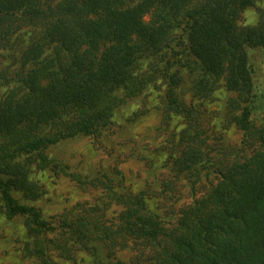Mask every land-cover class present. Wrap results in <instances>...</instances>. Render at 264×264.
Wrapping results in <instances>:
<instances>
[{"label": "trees", "instance_id": "16d2710c", "mask_svg": "<svg viewBox=\"0 0 264 264\" xmlns=\"http://www.w3.org/2000/svg\"><path fill=\"white\" fill-rule=\"evenodd\" d=\"M253 4L0 0V57L14 67L8 77L0 72V201L7 220L23 223L27 259L56 264L52 254L71 259L86 252L125 264L116 251L133 239L153 243L149 264H264V87L250 55H264V25L239 24ZM186 72L194 97H209L222 82L234 95L227 105L243 134L238 158L220 153L216 163L207 152L177 95ZM158 80L166 84L168 110L186 116L166 167L175 179L188 180L193 200L163 209L148 207L145 191L120 195L113 227L93 210L45 216L38 173L86 183L50 151L68 140L100 137ZM204 179L207 190L199 196Z\"/></svg>", "mask_w": 264, "mask_h": 264}, {"label": "rangeland", "instance_id": "374dc122", "mask_svg": "<svg viewBox=\"0 0 264 264\" xmlns=\"http://www.w3.org/2000/svg\"><path fill=\"white\" fill-rule=\"evenodd\" d=\"M239 24L264 25V0H254L253 6L242 13ZM250 55L256 67V82L259 88H263L264 55L256 50ZM152 61L146 62L144 67H149ZM9 65L0 57V72L7 77L14 70ZM4 90L0 83V99ZM165 91V82L156 81L146 96L120 110L100 137L68 140L50 151L51 156L68 164L71 171L86 183L78 184L49 172L38 173L34 179L43 187L38 205L43 208L45 216L60 217L93 210L96 211L94 217L113 227L118 223L122 209L117 205L120 195L135 196L145 191L148 207L160 205L163 209L173 206L179 209L193 200L188 180L183 177L175 179L166 167L171 152H175L179 144L186 116L168 110L164 102ZM177 93L201 129L202 137L207 141V152L213 160L217 163L220 153L227 159L238 158V150H243V134L232 121L236 112H231L227 104L234 95L223 89V82L209 97L200 99L193 96L189 73L186 72ZM205 172H202V178ZM199 184L197 195L200 196L207 190V184L205 179ZM28 241L22 221L7 220L0 201V264H37L35 258L25 257L24 246ZM117 243H124V240L117 238ZM126 243L128 247L124 250H117L118 247L114 246L118 259L125 264L150 263L153 243L133 239ZM52 255L56 264H108L106 259L100 261L86 252H76L71 259Z\"/></svg>", "mask_w": 264, "mask_h": 264}]
</instances>
